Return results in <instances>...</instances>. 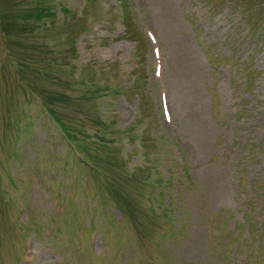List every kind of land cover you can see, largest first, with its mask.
<instances>
[{
	"label": "rangeland",
	"instance_id": "1",
	"mask_svg": "<svg viewBox=\"0 0 264 264\" xmlns=\"http://www.w3.org/2000/svg\"><path fill=\"white\" fill-rule=\"evenodd\" d=\"M130 1L0 0V264H264V0Z\"/></svg>",
	"mask_w": 264,
	"mask_h": 264
},
{
	"label": "trees",
	"instance_id": "2",
	"mask_svg": "<svg viewBox=\"0 0 264 264\" xmlns=\"http://www.w3.org/2000/svg\"><path fill=\"white\" fill-rule=\"evenodd\" d=\"M2 19H3V15H2Z\"/></svg>",
	"mask_w": 264,
	"mask_h": 264
}]
</instances>
